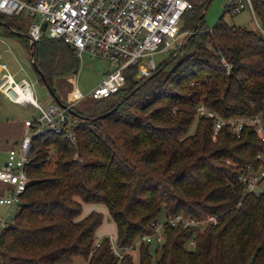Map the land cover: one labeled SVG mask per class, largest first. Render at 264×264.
Returning a JSON list of instances; mask_svg holds the SVG:
<instances>
[{"label": "trees", "instance_id": "1", "mask_svg": "<svg viewBox=\"0 0 264 264\" xmlns=\"http://www.w3.org/2000/svg\"><path fill=\"white\" fill-rule=\"evenodd\" d=\"M205 2L185 11L181 24L191 30ZM251 2L264 30L263 4ZM201 19L150 76L136 78L130 66L116 92L80 102L72 143L51 132L32 138L27 182L0 234V264H72L76 256L85 264H132L128 252L120 259L111 253L108 236L95 243L102 215L91 210L79 217L82 202L103 204L116 243L128 248L152 231L161 208L165 215L217 214L201 230L164 224V240L152 253L149 243L138 244V264H264V189L242 195L235 180L236 167L264 146L250 126L238 138L224 128L212 137L211 119L194 114L199 103L222 117L262 111L264 34L221 15L209 27ZM31 21L0 13V25L27 46ZM32 60L50 87L78 62L69 45L44 31ZM190 238L194 244L186 246Z\"/></svg>", "mask_w": 264, "mask_h": 264}, {"label": "built area", "instance_id": "2", "mask_svg": "<svg viewBox=\"0 0 264 264\" xmlns=\"http://www.w3.org/2000/svg\"><path fill=\"white\" fill-rule=\"evenodd\" d=\"M203 0H0V13L10 16L26 14L32 18L28 35L39 39L44 31L49 37L61 39L73 49L76 57L85 54L88 58H98L108 62L99 80L88 91L81 93L73 88L67 101H54L41 105L30 92V83L21 78L15 81L0 62V92L19 103H29L35 110L34 116L23 119V132L6 150L0 167V184L4 187L0 195V205L4 212L0 215V234L7 224L11 211L16 212L19 198L24 191L27 176L26 164L30 158L31 141L36 136L51 132L62 135L72 143L79 118L73 113L82 101L96 100L116 92L124 83L125 71L134 66V77L150 76L157 63L154 52H172L185 41L188 31L181 27L182 15ZM262 2L264 7V0ZM246 4L254 26L261 33L264 30L255 18L251 0H227L225 7L239 10ZM177 47V48H178ZM147 56L141 60L140 57ZM222 64H228L221 57ZM194 114L211 119V136L221 128L235 138L240 136L244 126H250L264 146V107L252 115L222 117L199 103ZM235 180L242 187V195H259L264 189V150L257 151L252 162L236 167ZM239 201L236 202V205ZM217 214L208 213L191 216L183 212L165 215L163 221L152 223V231L141 235L138 243L159 245L164 240L163 225L201 230L215 224ZM98 238H95L97 243ZM111 253L120 259L128 252V247L119 246L115 235L108 236ZM186 246H193L190 238Z\"/></svg>", "mask_w": 264, "mask_h": 264}, {"label": "rangeland", "instance_id": "3", "mask_svg": "<svg viewBox=\"0 0 264 264\" xmlns=\"http://www.w3.org/2000/svg\"><path fill=\"white\" fill-rule=\"evenodd\" d=\"M204 1H206L205 6H203V8L201 9L203 11L201 19L202 25L208 27L211 26L221 15L222 20L233 26L252 29L255 28L253 17L246 4H244V6L239 10H234L231 6L225 7L227 0ZM242 1L244 2V0ZM181 27L188 32L190 31V28L186 23H183V25L181 24ZM6 29L8 30L7 27L5 28L3 26H0V62H4L6 64V70L13 73L14 77H12L15 81L19 80V77L22 76L30 83L31 96L36 102L41 105L52 102L53 98L51 94L49 93L45 85L39 82L36 78L35 71L33 70L29 60V51L21 46L13 36L8 34ZM186 36L187 34L184 37ZM177 47L169 53L170 58L176 54L177 49H179V47ZM169 57L168 53L162 51L154 52L152 54V58L155 63H158L159 61H162ZM146 58L147 56L140 57L141 60H144ZM77 59V68L70 77L63 76L60 78V80H55L51 83L52 88H57L58 94L61 96L60 98L68 100L73 88H76L81 93L88 91V89L96 82L99 72L102 70L104 71V67L109 65L105 60H101L98 58L90 59L85 54L77 57ZM86 103L87 102H82L81 104ZM26 108L22 111V115L34 116L36 114V110L33 107L27 106ZM191 127H193V125ZM189 131L191 132L192 128H190ZM48 151L50 153L52 152L51 145H49ZM5 156L6 154L0 152V166L2 164L1 159H3ZM86 207L89 209L94 208L95 211H99L102 215L100 225L95 230V237L97 238L101 234H107V236L114 235V225L110 221L104 205L100 203H82L80 212L81 215L86 214ZM4 209V206L0 205V215L3 214ZM91 210L93 209H90L89 211ZM12 215L13 211L10 212L8 218H11ZM164 217L165 212L164 209L161 208L156 215V220L158 222H161L163 221ZM138 244L139 243L135 241L133 245L128 249L132 264H138ZM155 246L156 245L154 243L149 244L148 249L151 253L153 252ZM72 264H85V261L82 257L76 256L72 259Z\"/></svg>", "mask_w": 264, "mask_h": 264}, {"label": "crops", "instance_id": "4", "mask_svg": "<svg viewBox=\"0 0 264 264\" xmlns=\"http://www.w3.org/2000/svg\"><path fill=\"white\" fill-rule=\"evenodd\" d=\"M3 26V25H0ZM5 27V26H3ZM6 28V27H5ZM7 30V29H6ZM8 34H10L11 36H13L15 38V40L21 45L23 46L25 49H29V41H28V46L27 44H25V42H23L19 37H17L16 35L11 34L8 30H7ZM19 46V45H18ZM4 63V62H1ZM107 66H105L104 68H106ZM9 72V71H8ZM103 70L99 72L98 77L96 82L99 80L101 74H102ZM9 74H11L13 77V73L9 72ZM73 73H68V74H63V75H58V76H54L51 80L52 81H58L60 80L61 77H70ZM24 78V77H19V79ZM37 78V76H36ZM38 80V79H37ZM95 82V83H96ZM94 83V84H95ZM93 84V85H94ZM92 85V86H93ZM55 95L58 97V99L61 102H65L67 101V99H63L60 98L61 96L58 94L57 88H53ZM4 100V101H2ZM2 102V103H1ZM31 106L29 103H19V102H14L11 99H9L5 94H3L2 92H0V152L6 154V150L7 148L11 145V143H13L17 138L20 137V135L22 134L24 128H23V119L27 118L28 116L22 115V111L26 108V107ZM32 107V106H31ZM27 109V108H26ZM5 158V157H4ZM4 158L1 159L2 164L4 163ZM0 166V167H1ZM4 191V187L0 184V195L3 193ZM82 203H86V202H82ZM81 203V206H82ZM89 204H92V202H88ZM101 204V203H100ZM86 205V204H85ZM90 206V205H88ZM87 206V207H88ZM86 207V208H87ZM95 210L94 208H90ZM89 208H87V212L90 210ZM97 211V210H96ZM81 212V210H80ZM99 212V211H98ZM86 214H79V217H82ZM111 221V220H110ZM112 222V221H111ZM113 223V222H112ZM100 225V224H99ZM114 225V224H113ZM99 227V226H98ZM97 227V228H98ZM96 228V229H97ZM95 229V230H96ZM94 235H95V231H94ZM107 236V234H101L100 236ZM114 235H115V227H114ZM99 237V236H98Z\"/></svg>", "mask_w": 264, "mask_h": 264}, {"label": "water", "instance_id": "5", "mask_svg": "<svg viewBox=\"0 0 264 264\" xmlns=\"http://www.w3.org/2000/svg\"><path fill=\"white\" fill-rule=\"evenodd\" d=\"M202 15H203V11H201V12L199 13V15L197 16V20L195 21V23H194V25H193V28L188 32L187 36L185 37V40H186L190 35L193 34V32H194V28L196 27L197 22H198V20L202 17ZM25 36H26V38H27L28 41H29V49H28L29 53H28V54H29V60H30V63H31V66H32L33 70L35 71V73L38 75V77L41 79L42 83L45 85V87L47 88V90H48L49 93L51 94V96H52V98H53V101L56 102V103H58V104H62L61 101L58 99V97L55 95L54 91L51 89V87H50V86L48 85V83L46 82V80H45L44 76L42 75V73L40 72V70L36 67L34 61L32 60V47H33V45H34V43H35V40L32 39V38L28 35V33H26ZM184 42H185V41H184ZM132 92H133V90H131V91H130L128 94H126L124 97H127V96H128L130 93H132ZM113 108H115V107H113ZM113 108H112V109H113ZM112 109L106 111L104 114L110 113V112L112 111ZM100 116H101V115H97L96 118H98V117H100Z\"/></svg>", "mask_w": 264, "mask_h": 264}]
</instances>
